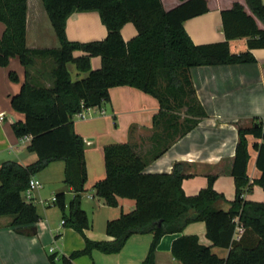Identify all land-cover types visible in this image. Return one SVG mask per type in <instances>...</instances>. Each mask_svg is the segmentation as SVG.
Segmentation results:
<instances>
[{"label": "trees", "instance_id": "16d2710c", "mask_svg": "<svg viewBox=\"0 0 264 264\" xmlns=\"http://www.w3.org/2000/svg\"><path fill=\"white\" fill-rule=\"evenodd\" d=\"M166 10L162 0H42L49 16L58 47L30 48L27 45L28 0H0V21L6 28L0 37V67L17 57L26 68V80L19 93L11 97L12 108L25 115L12 128L17 137L30 136L28 150L37 160L24 165L7 160L0 166V217H12L11 225L20 233L40 220L37 205L27 201L24 192L30 179L55 161H64L65 184L74 190L67 206L66 192L56 194L54 205L63 211L65 225L85 238V247L70 255H49L47 264H73L94 250L106 254L122 251L134 234H153L143 264H156V251L162 237L180 233L196 221H204L207 237L213 246L229 249L220 258L212 246L200 243L196 235H181L174 240L172 252L182 264H264V202L248 201L245 189L250 187L248 135L261 139L255 144L257 167L261 177L255 183L264 188V118L257 117L248 126H239V140L232 167L236 198L228 201L214 189L217 175L209 176V184L197 195L188 196L182 187L185 163H175L171 173H148L149 161L160 157L176 141L194 129L208 113L202 106L194 86L191 69L205 65L242 64L256 61L251 49L264 48L262 0H246L252 14L235 3L222 11L226 40L195 44L185 29L188 19L209 11L208 0H180ZM97 11L108 29L103 40L73 41L66 25L75 12ZM132 22L138 35L125 41L123 26ZM248 38L249 49L233 53L230 40ZM82 52L76 56L75 52ZM101 57L100 68L93 69L91 59ZM51 60L52 83L46 86L32 74L41 72L40 61ZM86 76L73 80L69 64ZM12 81H19L11 71ZM131 86L156 97L160 110L154 116L151 147L141 154L132 141L110 142L104 146L106 177L94 189L107 205L116 207L119 198L136 201L135 210L109 220L106 232L112 240H92L85 235L89 219L82 207L88 178L86 143L75 129L74 116L110 101V90ZM137 129L132 126L130 135ZM238 218L239 222L235 219ZM244 227L239 239L235 232Z\"/></svg>", "mask_w": 264, "mask_h": 264}, {"label": "crops", "instance_id": "0c3cea01", "mask_svg": "<svg viewBox=\"0 0 264 264\" xmlns=\"http://www.w3.org/2000/svg\"><path fill=\"white\" fill-rule=\"evenodd\" d=\"M162 1L166 10L181 3L180 0ZM235 3L242 4L252 14L246 0H208L209 11L188 19L184 24L193 42L200 45L226 40L222 11L232 8ZM256 20L264 29V23ZM5 28V24L0 23V37ZM66 32L70 40L82 42L103 40L108 35L97 11L73 13L67 21ZM122 35L128 42L138 35V30L128 22L122 28ZM27 45L30 48L59 46L42 0H28ZM230 47L233 53L247 51L248 38L231 39ZM251 52L256 58L253 63L205 65L191 69L197 96L208 115L160 157L149 161L145 172L171 173L175 163L184 162L189 175L182 182L186 195H197L208 186L209 176L217 175L214 189L228 201L235 200L232 167L239 126H248L257 117L264 118V48L251 49ZM81 54L75 52L76 56ZM91 64L93 69L100 68L101 57H92ZM73 65L69 67L73 80L86 76ZM38 67L41 72L32 70V74L40 83L50 86L52 61H40ZM11 71L18 74L19 81L10 79ZM25 80L26 68L17 57L11 58L8 66L0 67V115H4L0 121V166L7 160L28 165L38 158L35 152L28 150L32 138L17 137L12 128L14 122L25 120V115L11 105V97L20 92ZM159 110L160 102L151 94L131 86H117L110 90L109 102L85 109L83 116H74L75 129L86 143L88 178L82 207L90 224L85 230L88 238L112 240L113 237L106 232L107 222L136 208L134 199L119 198L118 206L111 207L104 198L96 195L94 186L106 177L104 146L110 142L132 141L138 145L139 152L145 154L151 147L149 139L153 133V120ZM132 126H137L133 136L130 135ZM247 139L250 153L247 172L251 186L245 189L243 196L248 201L264 202V188L255 183L261 177L255 144H260L261 139L253 135H248ZM65 167L64 161H55L36 175L43 185L32 198L40 214V220L34 226L25 227V232L20 233L11 225L12 217H0V264H47L51 253H58L59 259L85 247L83 235L63 223V211L52 202L58 192L65 191L68 206L75 195L73 188L64 182ZM235 221L239 222V219ZM242 234L237 228L235 238L239 239ZM181 235L198 236L200 243L212 246V251L220 258H226L229 253L227 248L213 246L207 237L206 223L196 221L180 233L162 237L156 251V264H182L172 252L174 240ZM153 237L151 233L134 234L119 253L94 250L92 255L77 257L73 264H143Z\"/></svg>", "mask_w": 264, "mask_h": 264}, {"label": "built area", "instance_id": "2783aa9c", "mask_svg": "<svg viewBox=\"0 0 264 264\" xmlns=\"http://www.w3.org/2000/svg\"><path fill=\"white\" fill-rule=\"evenodd\" d=\"M78 116H83V111L77 114ZM4 119V115H0V121H2ZM29 136H24L23 139L28 138ZM42 181L37 177V176H33L30 179L29 182V186L28 188L25 190L24 192V197L27 201H32V198L34 196V193L40 189L42 187ZM56 200V197L53 198L52 202H54ZM63 223H65V221L63 220ZM238 231L241 233L244 231V227L242 225H239Z\"/></svg>", "mask_w": 264, "mask_h": 264}, {"label": "rangeland", "instance_id": "374dc122", "mask_svg": "<svg viewBox=\"0 0 264 264\" xmlns=\"http://www.w3.org/2000/svg\"><path fill=\"white\" fill-rule=\"evenodd\" d=\"M0 23H2V22H0ZM72 65H73V64H69V67L72 66ZM73 66H74V65H73ZM69 70H70V69H69Z\"/></svg>", "mask_w": 264, "mask_h": 264}]
</instances>
